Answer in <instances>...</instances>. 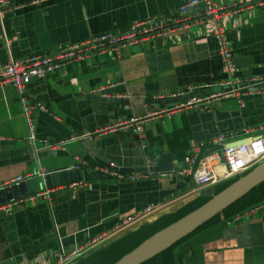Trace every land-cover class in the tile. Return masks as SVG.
I'll return each mask as SVG.
<instances>
[{"label": "crops", "instance_id": "obj_1", "mask_svg": "<svg viewBox=\"0 0 264 264\" xmlns=\"http://www.w3.org/2000/svg\"><path fill=\"white\" fill-rule=\"evenodd\" d=\"M8 1L0 23V66L10 56L54 52L61 45L121 31L147 18L170 17L172 22L165 23L174 29L119 54L90 55L43 79L33 78L25 88L35 119L32 143L16 91L0 88V187L14 177L71 166L79 159L88 163L80 179L39 191L48 190V197L28 195L0 206V264H55L59 255L92 240L96 243L67 264H83L104 254H110L107 261L114 260L113 264L247 172L198 185L179 170L200 141L207 144L203 155H220L221 145L208 144L218 135L236 143L264 134V86L251 87L240 100L213 101L205 110L150 117L142 124L144 149L129 128L69 140L219 90L216 84L223 79L219 44L211 23L198 22L205 10L201 0ZM213 1L224 8L221 26L235 75H264V5L227 13L228 5L241 0ZM99 87L103 91L95 92ZM176 91L187 93L178 99L154 98ZM59 141H64L61 147H52ZM99 159L122 171L142 170L147 161L172 169L160 170L168 171L166 176L118 180L95 169L106 167ZM263 200L229 215L222 210L194 235L189 237L193 230L150 257L149 264H264V209L247 214ZM146 207L152 209L143 213ZM142 213L138 220L123 223L127 216Z\"/></svg>", "mask_w": 264, "mask_h": 264}, {"label": "built area", "instance_id": "obj_2", "mask_svg": "<svg viewBox=\"0 0 264 264\" xmlns=\"http://www.w3.org/2000/svg\"><path fill=\"white\" fill-rule=\"evenodd\" d=\"M205 4V10L202 18L198 21L201 23H211L212 34L219 44V56L221 59V67L223 79L216 85L219 90L207 95H192L189 98L176 102L171 107H167L156 112H148L142 116H131L124 120H119L110 125L99 133L83 132L79 135L70 137L71 139H83L99 135L104 132L116 131L120 128H129V130L138 137L139 144L142 149L146 147V140L142 135V124L150 117L158 114L180 112L187 110H205L210 107L213 101L234 97L240 98L250 90L253 86H264V75L237 77L235 75V65L232 60V54L225 40V31L221 26L222 14L224 8L217 7L213 0H201ZM8 0H0V23L2 16L8 5ZM257 4L264 5V0H241V3H232L228 5L227 13H236L242 6ZM165 22H172L168 17L165 21H159L155 18H147L130 23L127 28L121 31H107L89 37L84 41L77 43H68L59 46L54 52L32 53L22 58H14L10 56L6 63L0 66V88L11 86L17 93L22 104L23 117L26 121L28 129V139L32 143L36 140L35 135V119L32 116V105L29 97L26 95V85L33 79H43L49 75L57 73L68 67L72 63L81 62L90 55L112 52L119 54L122 49L130 47L134 44L143 43L146 40L156 37H164L173 32V27H168ZM103 88L95 89V92H102ZM187 92L176 91L164 95L155 96V99H178L183 97ZM35 106L43 108L40 103ZM245 132V130H244ZM242 143L234 144L227 141V136L218 135L214 137L210 145H221V156L219 153L203 155L202 151L206 148V142L200 141L193 145L184 158V166L179 170L181 174L190 176L198 185L214 184L221 180L239 176L250 170L256 164L264 160V134H255L244 138ZM64 141L56 142L52 147H61ZM224 160H221V157ZM88 165L85 160H77L71 168L81 170ZM102 167V166H101ZM107 167V166H106ZM95 169L103 170L105 173L111 174L118 180L136 181L138 179L166 176L168 171L152 170L150 162L145 163L144 170L122 171L114 164L110 167ZM44 172L37 174H27L12 178L7 185L18 184L33 175H42ZM76 184V183H74ZM4 187V186H2ZM1 188V187H0ZM48 190L32 194L29 198L36 199L38 197H48ZM264 209V200L249 209L247 214L254 213L257 209ZM152 207H146L143 213L149 212ZM129 215L123 223L129 224L145 214ZM96 243V240L86 242L82 245L75 246L68 253L59 255L55 264H67L73 259L81 255L84 251Z\"/></svg>", "mask_w": 264, "mask_h": 264}, {"label": "water", "instance_id": "obj_3", "mask_svg": "<svg viewBox=\"0 0 264 264\" xmlns=\"http://www.w3.org/2000/svg\"><path fill=\"white\" fill-rule=\"evenodd\" d=\"M243 141L236 142L237 144ZM236 143H233L236 144ZM222 146L217 149H221ZM35 151V146L31 145ZM224 160V157H221ZM104 166H109L102 159L97 160ZM73 166V165H71ZM64 166L57 169L45 171L42 175H33L18 184H11L0 188V206L22 197L35 194L42 188H52L60 184H66L81 178V170ZM152 170H171V165H156L150 167ZM145 167L142 169L144 170ZM124 170V169H122ZM264 181V160L256 164L245 174L231 182L220 192L212 196L201 206L184 215L180 219L157 231L134 249L121 256L113 264H141L150 257L169 247L182 237L186 236L197 227L220 213L227 206L240 199L251 189Z\"/></svg>", "mask_w": 264, "mask_h": 264}, {"label": "trees", "instance_id": "obj_4", "mask_svg": "<svg viewBox=\"0 0 264 264\" xmlns=\"http://www.w3.org/2000/svg\"><path fill=\"white\" fill-rule=\"evenodd\" d=\"M238 177H235L232 181H234L235 179H237ZM231 181V182H232ZM254 194V198H251V195ZM262 200L264 199V181L261 182L259 185H257L256 187H254L253 189H251L249 192H247L245 195H243L240 199H238L237 201H235L234 203L230 204L229 206H227L222 212L223 214L225 215H229L231 213H234L235 211L239 210L240 208H243L249 204H251L253 201L255 200ZM219 214L215 215L214 217L212 218H215L217 217ZM211 218V219H212ZM207 221L208 224L210 223V220ZM206 222V223H207ZM205 223V224H206ZM203 224V225H205ZM202 225V226H203ZM198 227L196 228L192 234L189 235V237L191 235H194L195 233H197L198 231L201 230V227ZM164 252L160 253L159 255H157L156 257L157 258H160L162 255H163ZM93 256V255H92ZM91 256V257H92ZM110 257V254H107V255H101L99 258L98 256L92 260V258L87 259L83 264H111L114 260H111L110 262L107 261V259ZM156 259V258H154ZM151 261V259L147 260V261H144L143 263L141 264H149V262ZM160 264V263H159Z\"/></svg>", "mask_w": 264, "mask_h": 264}, {"label": "rangeland", "instance_id": "obj_5", "mask_svg": "<svg viewBox=\"0 0 264 264\" xmlns=\"http://www.w3.org/2000/svg\"><path fill=\"white\" fill-rule=\"evenodd\" d=\"M253 168V167H252ZM249 171V170H248Z\"/></svg>", "mask_w": 264, "mask_h": 264}]
</instances>
